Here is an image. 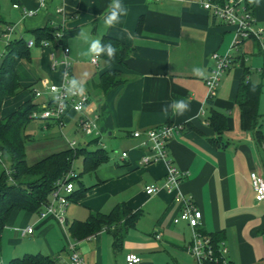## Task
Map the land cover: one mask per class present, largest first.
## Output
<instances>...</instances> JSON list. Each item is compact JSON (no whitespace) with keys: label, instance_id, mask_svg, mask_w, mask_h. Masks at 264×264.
<instances>
[{"label":"crops","instance_id":"1","mask_svg":"<svg viewBox=\"0 0 264 264\" xmlns=\"http://www.w3.org/2000/svg\"><path fill=\"white\" fill-rule=\"evenodd\" d=\"M203 1L121 0L128 15L105 28L101 14L111 0H46L45 6L40 0H0L2 30L16 25L14 40H36L35 30L47 26L72 32L65 41L70 49L68 79L65 65L54 66V57H64L60 43L32 47L31 58L17 65L21 90L4 100L2 118L29 101L40 105L43 101L35 97V91L45 92V81L62 84L76 78L90 93L89 104L83 113L70 111L63 124L40 120L46 132L57 130L54 136L48 134L52 139L46 145L52 151L49 154L68 149L69 142L76 140L80 147H102L107 155L105 162L89 172L79 158L81 170L74 168L76 188L88 190L84 197L72 198L64 224L54 215H44L45 207L39 212H13L0 244L3 264L27 253H44L70 264L71 243L89 264H127L129 253L139 255L140 264H198L189 252L190 226L174 222L187 199L203 212L201 231L220 237L232 263L264 264V201L256 200L251 179L253 171L264 176V33L260 39L247 38L234 46L236 27L204 9ZM16 3L21 8H15ZM24 9L35 14L26 16ZM252 13L255 28L264 29V0L259 6L253 4ZM82 31L89 41L107 35L128 45L132 51L126 64L102 57L95 64L81 55L89 46L80 36ZM5 49L0 40V51ZM227 53L232 64L209 102L206 80L217 66L215 55ZM195 68L201 73H194ZM109 70L122 71L127 81L103 93L95 83ZM249 87L258 88L255 127L246 123L252 106L243 105L245 99L239 97ZM181 98L190 102L191 109L183 116L173 115L171 109L167 114L161 111ZM212 109L225 115L215 122H224L221 132L211 123ZM88 116L99 117L100 136L87 137L81 130L80 118ZM30 123L26 134L31 138ZM166 124L181 126L169 143L168 158L188 172L173 189L164 186L167 161L145 164V136L133 135ZM66 131L81 139H70ZM150 185L160 190L148 194ZM122 205L139 212L138 218H125L80 239L70 232L74 222H87L97 213L110 214ZM28 227L32 233H24Z\"/></svg>","mask_w":264,"mask_h":264},{"label":"trees","instance_id":"2","mask_svg":"<svg viewBox=\"0 0 264 264\" xmlns=\"http://www.w3.org/2000/svg\"><path fill=\"white\" fill-rule=\"evenodd\" d=\"M213 2L224 3L226 0H211ZM4 21L0 14V40L2 34V25ZM142 26V21L139 25ZM139 27V28H140ZM62 29V27L60 28ZM54 27H45L36 29V44L41 46L45 39L57 43L55 33L60 30ZM72 34L71 31L64 29V36L61 40L65 46V41ZM103 44L111 42L117 49L115 60L112 63L125 65L126 60L131 54L132 49L112 36H104L101 40ZM3 64L0 67V152L3 161L9 164L10 174L5 166L0 163V244L3 232L14 211L39 212L49 202L51 194L57 181L61 180L69 172L74 171V162L84 159V170L94 171L103 162L107 160V155L102 147L98 149H89L79 147L77 149L68 148L52 154L30 164L27 159V141L29 135L26 129L32 121L31 113L38 109L39 104L35 101L25 103L19 110L15 111L6 118H2L1 111L4 100L9 96H15L21 90L19 76L17 74V65L23 59L31 58V47L24 38L13 40L3 53ZM108 60L106 55H101ZM126 78L120 70H109L102 74L95 83L96 89L106 93L115 89L126 82ZM244 100V104L252 106V111L247 115V126L255 127L256 122V102L258 98V88L249 87L246 94L239 95ZM212 102V100H209ZM214 112L211 116V123L216 124L218 117L225 118L224 114ZM223 123V124H222ZM220 132L224 129V122L216 124ZM4 166V167H3ZM75 172V171H74ZM75 183L78 176L73 178ZM88 188L75 189L70 196L76 200L85 196ZM139 212L133 213L126 205H122L113 210L110 214L97 213L91 216L87 222H74L70 227V232L75 238H82L92 235L104 227H110L113 224L127 218L129 220L137 219ZM218 247L220 237L213 233L208 234ZM10 264H62L58 257L44 253H27L21 257L11 260ZM206 264H234L229 259L219 262H207Z\"/></svg>","mask_w":264,"mask_h":264},{"label":"built area","instance_id":"3","mask_svg":"<svg viewBox=\"0 0 264 264\" xmlns=\"http://www.w3.org/2000/svg\"><path fill=\"white\" fill-rule=\"evenodd\" d=\"M46 0H40V5L45 6ZM204 9L210 11L216 18L227 23L228 25L235 26L237 29V37L234 41V46L239 45L243 40L251 37L259 38L264 33V29L255 28V18L252 13L253 4L249 3V0H226L224 3L213 2L211 0L203 1ZM15 8H21V6L16 3ZM62 11V10H61ZM24 14L26 16L34 15L35 11L24 9ZM16 25H8L4 30H2L1 40L3 41L5 47L10 45L14 40V33L16 31ZM64 29L57 30L55 37L57 42L63 47L64 57L58 60L54 57V66L58 64H63L66 67L65 78L68 79L70 76V61L69 52L70 49L65 47L61 42L64 36ZM53 44L51 40H43L41 46L50 47ZM36 40L32 39L28 41L29 47L36 46ZM4 51H0V59L3 56ZM217 66L211 72L206 80L207 83V99L212 100L215 96L221 78L225 71L231 66L232 60L229 53L220 55L216 54ZM100 60V58H99ZM99 60L95 64H99ZM66 80L62 84L44 82L46 87V92L50 96L46 98L39 106L38 109L31 113V119L36 120H55L60 124L64 123V120L70 111H75L77 113H83L89 104L90 93L85 89L83 96H68L65 94L64 86L67 84ZM43 91H35L36 98H43ZM99 117H81L80 118V128L87 137L100 136V126ZM181 126L176 124H166L164 126L148 129L145 132L135 131V138H142L145 136L142 145L146 149L147 153L143 158L145 164L155 163L159 160H166L168 164V172L164 186L168 189L177 188L180 182L188 175L187 171H183L178 168L175 163L168 158L169 156V143L179 132ZM69 147L77 149L80 147L78 141H70ZM128 153L124 152L123 157H127ZM0 163L5 166V169L10 174V169L2 159V154L0 152ZM74 171L69 172L64 178L57 181L55 188L51 194L50 202L45 206L44 215H54L61 224L66 221L67 209L71 203L70 196L76 189V183L73 180L76 177ZM252 183L255 189V197L257 201H264V176L258 172L253 171L251 173ZM160 190V187L156 185H150L147 187L146 191L148 194H154ZM175 223L186 222L190 226L193 234V243L189 248V252L198 264H206L207 262H219L226 261L228 258L226 256L227 249L220 245L217 247L212 240V237L201 231L203 223V212L196 208V206L190 201H185V208L182 212L174 218ZM33 228L28 227L24 230V233H32ZM157 238H161L162 235L158 233ZM69 248L71 249L70 254V264H89L85 261L81 253L77 250L76 244L71 243ZM127 264H140L142 263V258L135 254L129 253L126 256ZM0 264L3 262L0 260Z\"/></svg>","mask_w":264,"mask_h":264},{"label":"clouds","instance_id":"4","mask_svg":"<svg viewBox=\"0 0 264 264\" xmlns=\"http://www.w3.org/2000/svg\"><path fill=\"white\" fill-rule=\"evenodd\" d=\"M249 3L259 6L260 0H249ZM101 15L105 28H111L120 23L122 17L128 15V9L121 0H111L106 12ZM80 36L89 44L87 50L82 52L81 55L90 57L93 63L97 62L101 55L107 56V62L115 60L117 49L111 42L103 44L101 39H92L89 41L87 35L83 31L80 33ZM129 38L131 39L133 37L130 35ZM193 71L196 74L201 73L199 68H195ZM64 91L68 96H83L85 93V84L81 80L72 78L67 81V84L64 86ZM169 109H171L173 115L183 116L186 112L191 110L190 102L183 98L172 100L168 105L163 107L161 111L167 114Z\"/></svg>","mask_w":264,"mask_h":264},{"label":"rangeland","instance_id":"5","mask_svg":"<svg viewBox=\"0 0 264 264\" xmlns=\"http://www.w3.org/2000/svg\"><path fill=\"white\" fill-rule=\"evenodd\" d=\"M34 48H31V49L33 50ZM49 96L50 95L48 93H45L43 99L41 98V100L45 101L46 98H48ZM41 121H44V120H41ZM29 127L30 128L28 129V132L31 133L32 136L27 141V145H26L27 146V159L30 164H33L40 158L45 157L47 156V154L52 152V151H48V148L46 146L52 140L48 136V134H51L52 136H54L53 134H57V130L52 129L51 131L46 132L45 125L43 126L40 120H36V119L32 120ZM65 133L67 134L68 131H66ZM68 136L70 139H75V138L81 139L80 135H72L71 132L68 133ZM5 163L9 167L8 162L5 161ZM74 168L78 172L81 170V160L77 159L74 162Z\"/></svg>","mask_w":264,"mask_h":264},{"label":"water","instance_id":"6","mask_svg":"<svg viewBox=\"0 0 264 264\" xmlns=\"http://www.w3.org/2000/svg\"><path fill=\"white\" fill-rule=\"evenodd\" d=\"M4 59H5L4 57L0 59V67H1V65L3 64Z\"/></svg>","mask_w":264,"mask_h":264}]
</instances>
